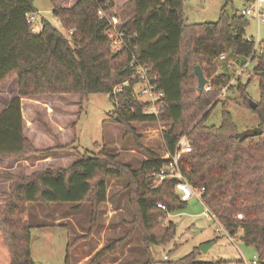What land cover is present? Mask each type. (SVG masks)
<instances>
[{"label": "trees", "instance_id": "obj_1", "mask_svg": "<svg viewBox=\"0 0 264 264\" xmlns=\"http://www.w3.org/2000/svg\"><path fill=\"white\" fill-rule=\"evenodd\" d=\"M127 1L134 10L119 25L127 38L124 45L112 48L106 31L109 22L97 10H110L113 0H75L69 6L52 4L51 14L61 29H67V35L44 16H40L41 29L31 32L26 15L38 11L32 0H0V84L14 75L18 86L17 95L0 111V156L23 158L30 153L46 156L56 150L74 148L34 147L23 133L21 97L107 92L113 103L110 112L116 113L122 124L156 120L169 123V130L163 131L166 151L173 153L180 136H186L192 148L182 152L178 161L185 179L194 187L203 188L201 201L227 234L232 236L240 230L242 242L256 254L255 264H264V55L251 56V60L256 59L252 74L260 92L255 108L248 104L241 74L234 77L233 73L237 58L245 60L252 53L253 43L244 29L248 19L238 12L230 16L221 8L216 21L184 24L183 0ZM134 46L135 57L148 66L164 92L165 106L157 115L143 112L146 101L132 92L137 82L131 79L129 66L130 49ZM221 53L226 55L220 61L226 62L227 71L216 73L207 84L208 90L196 89L193 93L184 89L191 71L194 73V65L199 64L202 71L213 69ZM231 79L244 96L245 105L257 116L260 134L239 140L238 128L225 109L221 111L219 125L205 123L206 116L220 100L216 98L217 92L221 95L226 85V90L231 88ZM124 80L128 84L113 93V88ZM40 124L48 129L44 122ZM176 125L178 133L173 132ZM116 157V153L101 146L96 152L79 153L66 167H46L27 176L2 174L0 177L14 181L1 208L0 264H36L30 253L31 226L24 223L28 202L79 204L88 200L97 205L106 200L109 174L119 177L125 171L137 191L142 189L133 200L142 229L151 227L152 214L157 213V217L158 212L169 213L186 203L175 193L176 178L151 187L150 173L158 169L164 158L149 152L139 167L133 169ZM157 202L165 208L157 207ZM174 233L175 225L169 221L162 240L169 241ZM149 237L154 244H160L152 234ZM199 255L198 248H194L178 261L167 263H233L224 259L201 260ZM66 261L65 258V264Z\"/></svg>", "mask_w": 264, "mask_h": 264}, {"label": "rangeland", "instance_id": "obj_2", "mask_svg": "<svg viewBox=\"0 0 264 264\" xmlns=\"http://www.w3.org/2000/svg\"><path fill=\"white\" fill-rule=\"evenodd\" d=\"M74 1L32 0V3L39 16L49 18L60 28L57 18L51 14V5L69 6ZM126 1L113 0L114 6L110 10L116 13L122 22L126 21L134 10L133 4ZM246 1L183 0V23L216 21L221 8L232 16L234 12L240 13ZM244 29L246 36L256 37L255 19L249 17ZM60 30L67 35V29ZM258 39L259 46L264 49V23L259 25ZM255 63L256 59L248 61L247 73L241 74L240 81L245 86L247 101L256 103L260 100V92L257 79L252 74ZM226 66V62L215 60V68L203 69L207 81L203 91L210 88L207 84L211 83L216 73L227 71ZM230 83L231 88L222 91L221 95L217 92L216 98L220 100L206 116L205 123L219 125L221 111L225 109L238 131L258 125L257 116L251 107L245 105L244 96L235 87L234 79H231ZM184 89L196 92L197 79L193 71ZM17 90V78L14 75L0 84L1 109L6 100L17 95ZM48 95H41L37 99ZM45 100L46 98H43L45 103L35 109L33 114L36 127L40 131L35 135L36 148L40 150L55 145H70L74 148L53 151L46 156L30 153L26 157L34 164V171L42 170L50 164L54 167L69 166L79 153L96 152L101 146L116 153V159L120 163H126L133 169L139 167L149 152H154L161 158L166 155L163 131L169 130L170 124L161 120L122 124L119 116L110 112L113 103L107 92H91L84 96L76 93L57 94L54 104ZM108 112L111 113L109 116ZM41 122H44L48 129H45ZM179 130L178 125L174 126L173 132L178 133ZM182 136L185 135L180 138ZM47 156L52 160H43ZM0 173V176L11 174L2 171ZM13 181L14 178L0 177V215L5 193L10 191ZM106 182V200L97 205L88 200L79 204L39 201L26 204L24 223L31 226L30 253L36 264H65V258L66 264H145L146 261L148 264H168L167 261H178L194 248L199 250L203 244L210 245L205 252L199 251L201 260L224 259L232 261V264H244L256 258L253 249L242 242L241 231L238 230L232 236L228 235L220 221L198 197L191 196L185 204L169 213L158 212L157 217V213L152 214L151 227L142 229L133 203L134 196L142 189L137 191L135 183L125 171L119 177L109 174ZM155 186L157 184L152 181L151 187ZM169 221L174 223L175 233L169 241H163L162 234ZM150 234L158 242L161 241L160 244L151 242ZM169 235L170 229L165 238ZM150 260L153 262L150 263Z\"/></svg>", "mask_w": 264, "mask_h": 264}, {"label": "built area", "instance_id": "obj_3", "mask_svg": "<svg viewBox=\"0 0 264 264\" xmlns=\"http://www.w3.org/2000/svg\"><path fill=\"white\" fill-rule=\"evenodd\" d=\"M111 10V9H110ZM110 10H103L99 8L97 13L100 17H105L109 22V26L107 28V34L110 38V44L112 48H119L125 44L126 35L121 31L119 25L122 21L119 20V17L116 13H112ZM240 14L243 15L246 19L252 17L255 19L257 24L256 37L247 36V39L253 43L252 53L250 57L245 58V60L233 68L234 77L238 76L244 72H247V63L251 60V56L254 55H264V49H262L259 45L258 33H259V24L264 23V0H248L244 7L240 10ZM27 22L30 23V31L38 32L41 27V19L37 12H30L26 15ZM135 46L130 49V61L129 66L132 70L131 79H137V82L133 86V94L136 97H141L146 101V106L144 107L143 112L152 113L157 115L165 106L164 102V92L159 88V83L156 80V76L152 75L149 72L148 66L142 62H140L134 54ZM226 58L225 53H221L218 56L219 60H223ZM239 66V67H238ZM238 67V68H237ZM128 80H124L121 83L117 84L113 88V93L121 90L122 85H127ZM137 85L139 86L137 88ZM226 85L223 87V91L226 90ZM192 148L186 136H182L175 147L173 153L166 152V155L163 157L164 162L158 167V169L154 170L150 173L152 176L153 182L157 185L165 179L176 178L175 189L177 191V195L181 200H188L191 196H196L200 200V193L203 188H196L191 185L184 177L182 171L179 168V157L182 152L190 151ZM157 207L165 208L164 204L157 202ZM241 217V214L237 215ZM256 258L252 259L250 262H245L244 264H255Z\"/></svg>", "mask_w": 264, "mask_h": 264}, {"label": "crops", "instance_id": "obj_4", "mask_svg": "<svg viewBox=\"0 0 264 264\" xmlns=\"http://www.w3.org/2000/svg\"><path fill=\"white\" fill-rule=\"evenodd\" d=\"M243 61H244L243 58H240V57L237 58L238 64L243 62ZM37 97H39V96L21 97V114H22V121H23V133L30 140V142L32 143V145L34 147H36L35 146V135L37 136V134H38L36 132H40L39 129L36 127V122L34 121V118H33L34 110L37 109L39 106H41V104L45 103V102H43V98H46V100H45L46 102H48L50 104H54V102L57 101V94H50L47 97H40L38 99H37ZM8 102H9V100H6L5 103H3L2 109L7 105ZM27 107L29 108V111H28ZM2 109L0 108V111ZM43 160L50 161V160H52V158L50 156H47V157L43 158ZM58 166H60V165H58ZM45 167H51L52 168L54 166H51V164H50V165H47ZM34 170H35L34 164L27 157L17 158V157L0 156V171H2V172H10L11 174H14L17 176H27L31 172H33Z\"/></svg>", "mask_w": 264, "mask_h": 264}, {"label": "water", "instance_id": "obj_5", "mask_svg": "<svg viewBox=\"0 0 264 264\" xmlns=\"http://www.w3.org/2000/svg\"><path fill=\"white\" fill-rule=\"evenodd\" d=\"M193 69H194V73L196 74V77H197V89H198V91H201L203 89L204 85L206 84V78L204 77L203 71H202L199 64L194 65ZM249 104L252 108H255V106H256V103L251 101V100H249ZM261 131H262L261 126L256 125L253 127H248V128L241 130V131H237L236 135H237L239 140H242L247 136H254V135L260 134ZM209 245L210 244L200 245L199 251L205 252Z\"/></svg>", "mask_w": 264, "mask_h": 264}]
</instances>
